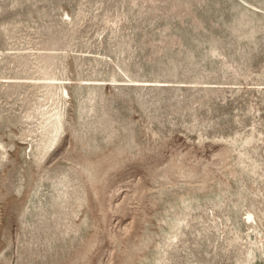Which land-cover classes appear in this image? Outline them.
Listing matches in <instances>:
<instances>
[{
	"label": "rangeland",
	"instance_id": "1",
	"mask_svg": "<svg viewBox=\"0 0 264 264\" xmlns=\"http://www.w3.org/2000/svg\"><path fill=\"white\" fill-rule=\"evenodd\" d=\"M0 264H264V0H0Z\"/></svg>",
	"mask_w": 264,
	"mask_h": 264
}]
</instances>
